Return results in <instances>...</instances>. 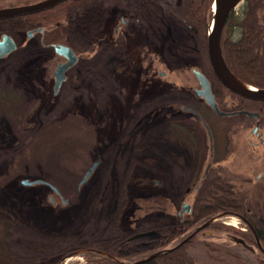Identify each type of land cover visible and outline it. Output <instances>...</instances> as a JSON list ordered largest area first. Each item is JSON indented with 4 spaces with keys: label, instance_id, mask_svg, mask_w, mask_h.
<instances>
[{
    "label": "rangeland",
    "instance_id": "1",
    "mask_svg": "<svg viewBox=\"0 0 264 264\" xmlns=\"http://www.w3.org/2000/svg\"><path fill=\"white\" fill-rule=\"evenodd\" d=\"M131 2H95L98 5L92 7L97 11H93L90 24L81 20L64 23L70 42L85 45L86 37L106 20L108 8L131 9ZM244 2L234 6L237 13ZM259 13H264V8ZM168 15L174 23L170 36L187 40V29L177 15L171 9ZM5 26L13 27L9 23ZM140 33L142 45L156 37L146 29ZM136 49L141 50L138 53ZM136 49L124 55L121 64L116 48L91 52L83 65L69 71L63 91L48 99L36 96L30 78L21 73L27 62L22 51L0 59V88L18 91L19 101L32 107L30 112L24 106L14 110L17 125L0 109V207L12 217L8 236L11 259L5 264H50L48 256L71 249L63 264H95L81 254L94 237L119 248L122 259L133 261L152 255L172 235V228L188 225L185 211L182 215L177 212L182 202L193 205L195 201L197 173L209 161V139L200 121L186 112L184 116L174 115L169 107L184 104L200 108L204 102L186 90L196 86L191 67L175 69L168 54L161 58L145 46ZM58 58L54 55L45 62L42 73L46 77ZM115 65L118 77L112 74ZM132 66L143 69L139 80L124 81L122 77ZM156 77L162 80L160 89L154 91L157 85L153 88L149 101L144 92ZM224 94L225 106L236 103V96L227 91ZM77 97L80 100H74ZM120 97H125L124 104ZM71 101L78 103L72 109ZM123 106L131 109L130 115L122 118L119 113L124 111L118 108ZM81 107L86 110L81 112ZM164 114L166 120L162 119ZM176 120L194 125L184 128L183 141L167 134V122ZM252 126L253 122L233 127L225 156L212 164L224 168V188L245 198L253 212L262 215L264 176L256 182L253 177L264 167V131L259 142ZM96 158L100 164L76 192L77 183ZM23 178L45 179L59 189L60 196L44 183L22 184ZM218 220L245 227L238 218L224 214ZM196 238L189 248L192 264H263L256 250L247 249L230 233L200 229Z\"/></svg>",
    "mask_w": 264,
    "mask_h": 264
},
{
    "label": "trees",
    "instance_id": "2",
    "mask_svg": "<svg viewBox=\"0 0 264 264\" xmlns=\"http://www.w3.org/2000/svg\"><path fill=\"white\" fill-rule=\"evenodd\" d=\"M111 1L104 0L105 3H111ZM118 1L120 0H116V2ZM136 1L138 0H132L131 2L132 10L126 9L122 11L116 8V18L118 14L132 11L140 12L139 19L141 26H143L146 31H150L156 35L153 41L148 43L147 51L151 49L150 53L161 58H164V56L168 54L171 60L170 62L176 65L175 69L183 70L189 67H197L209 76H213L207 56L208 22L211 14L210 5L212 0H173L170 4L166 2V5L163 3V0L160 4L158 2L159 0H155L156 4L154 0H141V2H143V9H138ZM244 1L239 13H237L234 8H231L227 15L221 35L222 54L228 68L235 76L248 84L264 89V13H259L261 9L263 10L264 3L262 0ZM0 4H3V2L0 1ZM94 4L97 3L93 1L87 3L81 0L73 2L70 5L60 3L46 11L27 13L26 16L29 17L31 21H38L43 25L60 22L72 16L75 21L81 20V22L84 23L89 18L92 19L95 16L93 11L96 12L97 10L95 7H92ZM134 5H136V7ZM168 9H171L173 13L177 15L178 20L187 29V40H183L184 42L181 39L170 36L172 24L174 23L173 20L169 18ZM132 17L137 18V16L134 15ZM111 20L112 19H108L106 23H109ZM106 27H108V24L97 28V33L91 36L92 40L87 49H83L81 46L76 45V48L83 56L87 51L92 52L95 44L99 42L98 39H101L103 43L109 41L112 32L107 31ZM236 30L237 33L235 34ZM52 33L53 36L60 39V41L64 40L63 25H57ZM138 46H142L139 34H129L125 46L122 49L120 62L123 60L124 55L126 56L132 53L131 50H135ZM139 50H137L138 53L140 52ZM33 56L34 52L29 58ZM120 62L119 64H121ZM142 72L143 69L141 66H132L131 71H128L127 74L124 72L126 75L122 78H124V81L129 77L131 80L134 77V79L137 80L138 75ZM112 74L117 76L116 65L112 70ZM120 74H122V71ZM151 80V85L153 87L156 85L159 87L162 82V80L157 77ZM215 81L219 86L217 87V91L219 98H221L226 91H229L219 80ZM232 94L236 96L234 93ZM238 98V105L235 108L245 107L258 109L259 107H264V101L251 100L243 97ZM74 100L77 101L80 99L77 97ZM217 100L221 110L226 111L229 109L221 104L220 99L217 98ZM73 104L76 106L78 103L71 101L69 105L71 109L74 107ZM23 106L26 110L25 107H27L28 104L20 102L15 91L0 88V109L13 119L14 125H17L18 117L15 111H19ZM206 110L209 111V115L206 113ZM198 112L207 122L211 132L213 145L212 162H218L225 156L229 133L235 125L242 124L246 126L253 122V118L245 114L217 115L205 103L198 109ZM192 117L197 119L194 116ZM189 122L190 121H171L168 136L183 141L184 128H186V126L187 128H189V126L194 128V125ZM178 123L182 124L183 135L179 134L181 127H178ZM261 123L264 124V118L261 119ZM223 171L224 168L221 164L212 166L206 176L199 180L200 182L197 187L198 192L195 201L191 209L185 212V220L188 222V225L183 228L179 226L172 228V235L163 240L164 244L162 243V245H159L152 253V256L126 261L121 258L122 254L119 253V248L112 247L109 242L101 240L98 237L92 238V241L81 250V254L88 260H92L95 264H192L189 248L197 242L196 235L201 229L204 232L213 230L232 234L239 242L244 244L246 248L251 251L256 250L260 257H263L262 263L264 264V228L248 215L243 205V200L238 196L232 195L224 188ZM226 211L241 217H247L259 238H257L255 236L256 233L250 229L243 231L219 221H210L200 229H197L198 226H201L212 216ZM11 223V215L0 207V264H5L11 259L8 246ZM190 227L191 229L188 232L183 233L184 230ZM71 252H73L72 249L63 251L60 254L48 256L46 259L47 263L63 264V258Z\"/></svg>",
    "mask_w": 264,
    "mask_h": 264
},
{
    "label": "flooded vegetation",
    "instance_id": "3",
    "mask_svg": "<svg viewBox=\"0 0 264 264\" xmlns=\"http://www.w3.org/2000/svg\"><path fill=\"white\" fill-rule=\"evenodd\" d=\"M0 1H2L3 4H4V5L0 4V8H3V7H13V6L31 4V3H34V2H37V1H40V0H0ZM76 1H78V0H64V1H61L60 3H66V5H70V4H72L73 2H76ZM81 1H86L87 3H90L91 1L99 2V3L101 2L100 4H104L105 3L104 0H81ZM105 1H110V0H105ZM60 3H58V4H60ZM137 4H138V9L139 8L143 9V2H141V0H138ZM56 5H54V6H56ZM130 6L132 7L131 3H130ZM134 6L136 7V5H134ZM48 9H50V8H48ZM46 10L47 9H44V10L38 11V12H43V11H46ZM121 10L122 11L126 10V8H122ZM33 13H37V12H33ZM106 13L109 14V15L106 17V20H104V19L102 20V24L99 25L98 27H101V26L103 27V25L108 24V27H106V29L109 32L111 31L112 35H111L109 41L106 42V43H103V42H101V39H98L99 42L95 44L94 49L92 50V52L93 51H100V50H103V49H106V48H112V49L116 48L118 50V52H119L118 54H116L117 61H118L120 56H121V54H122V49L125 46V43H126L128 35L132 34V33L141 34L140 32H142V30L145 31V29H144L143 26H141V22H140V19H139L140 12L132 11V12H129V13H122V14H118V17L116 18V7L112 6L111 8H108V10H106ZM133 15L137 16V18H133L132 17ZM127 17L129 18V20H127ZM87 18H89V17H87ZM89 19L86 20L85 22L84 21L83 22L87 23V24H90L92 22L93 18L90 19V20ZM108 19H112L110 21L111 23L110 22L106 23V21ZM72 21H75L73 16L69 17L68 19L61 20L60 22L48 23L46 25H43L41 22H38V21L33 22V21H31V19H29V17H27L26 14L15 16V17H8V18L0 19V39H1V37L4 34H8L14 40V42L16 44V47L11 52H14L15 50H20V51H22V53H24L25 57L24 56L23 57L26 58L25 61H27L26 62L27 64L25 63L23 65L24 68H23V71H21V73L24 76H27L28 78H30V80H28V81H30V83H31V88L34 90V94L36 96H38V97L48 99L50 97L54 98V97L58 96L63 91V89L66 87L65 83L69 82V80H68V79H70L69 71L72 68L76 67V65L77 66L83 65V63H85V60H87V57H88L86 55L91 53V52L87 51V53H85L84 56H83V54L76 48V45H79V46H81V48L87 49L88 46L90 45V41L92 40L91 36H89L88 38L86 37L85 45H81L79 43H71L70 42V40H69L70 32L67 30L68 26H66L64 23H66V22L71 23ZM6 23L12 24L13 27H11V28L6 27L5 26ZM57 25H63V32H64V38L63 39L64 40H62V41H60V39H58L57 37L53 36V33H52L55 30V27ZM9 26H11V25H9ZM97 28L93 30L94 31L93 34L97 33L96 32L98 30ZM49 33H51V34H49ZM55 44L69 45L73 49L75 54L77 55L76 61L70 67H68V69L65 71V77L60 82L58 87L56 86V78L54 76V71H55L57 65L60 62H65L66 61V58L63 55H61V54H59V53H57L55 51ZM142 46H145V49H147L148 44H144ZM11 52L3 55L2 57H0V59H2L3 57L8 56ZM33 52H34V56L32 58H29L30 57L29 54L30 53L32 54ZM54 55H57L59 58H58V60H57V62L55 64L51 74H49L48 77H46V75L44 73H42V71L45 72L46 67H47L45 62H47V60L52 58ZM210 68H211V66H210ZM200 71L209 80L210 88H211L212 93L214 94L216 102L218 103V100H217V98H218V99H220L221 104H223L225 106L226 105L225 104V94L221 98H219V94H218V91H217V87H219V86H218V84L215 81V80H218V79L215 77V75H214V73L212 71V68H211V72H212L214 77L213 76L211 77V75L209 76L208 74L204 73L202 70H200ZM120 76H123V75H120ZM116 77H118V76H116ZM128 79H131V78L129 77ZM212 79H215V80H212ZM138 80H139V78H138ZM195 80H196V86L193 87L192 89H190V87H189L186 90L188 92H190L193 96L197 97L199 100L204 102L206 105H208L205 102L204 98L202 96H199L196 93V91L198 89H200L201 87L198 84V81H197L196 77H195ZM164 84L166 85L164 87H166V88L170 87V85H168V83H164ZM153 88L154 87L151 85V88H149V90H146L144 92V94L146 95L145 96L146 99L150 97L149 101L152 100V95L150 96V94L153 93ZM3 89H8V90H11V91H15L17 93V95L20 97L19 92L16 91V90L5 88V87ZM157 89H160V87H157L154 91H156ZM161 90H163L162 87H161ZM161 90H160V93H161ZM25 93H27V92H25ZM160 93H157V94H160ZM229 93L232 94V92H230V91H229ZM235 95H236V99H237L236 103L231 105V106H225L226 108H229V109L226 110V112H228L227 115L244 114V113H236V112H238L240 110H243V109L257 111L258 112V116L251 117V118H253V126H252V129H251V132L255 135V137H257L259 142H262L263 141L262 135H263V131H264V124L261 123V119L264 118V107H259L258 109H250V108H245V107L235 108L238 105V101H239L238 97H241V96H239L237 94H235ZM120 98L121 99H118V100L120 101L121 104H124L125 101H126L125 97L123 99H122V97H120ZM147 102H148V100L145 101V102H140L139 104L141 106L143 103H147ZM84 104H85V102H84ZM134 105H137V104H134ZM177 105H179V103H177ZM25 108L29 112L32 109V107H30V106H27ZM129 108L131 109V107L127 108V107H124V106L118 108V110L124 111L122 113H119V116H121V117L122 116H129L130 115V111H129L130 109ZM232 108H235V109H232ZM81 109H82L81 111H83V109L86 110V107L85 108L82 107ZM198 109L199 108H190L188 106H185L184 104H181L180 108H175L174 106L169 107V112L172 113V114L174 113V115H177V116H179V115H183L184 116L185 112H186L190 116L196 117L195 113L192 110L198 112ZM117 115H118V113H116V116ZM148 117H150V116L148 115ZM162 119L166 120L167 119V114H164V117ZM179 121H183V120H179ZM199 121L203 125L202 121H205V120L201 116V119H199ZM167 123H168V126H169L170 122H167ZM181 125L182 124L178 123V127H181ZM238 125L241 126L242 124H237L235 126H238ZM113 131H114V129H113ZM110 132H111V128L109 129V133ZM179 132L178 133L180 135H183V128L182 127H181V131H179ZM168 133L169 132L167 131V134ZM253 146H254V144H253ZM212 148H213V145H212V140H211V141H209V148H208L209 161L207 162V164L203 168L199 169V171L197 173V176H198L197 178H199V180L202 179L203 177H205L207 172L213 166L212 159H211L212 158ZM95 160H98V163H97V166H98L101 161L98 158H96ZM97 166H96V168H97ZM96 168H95V170H96ZM93 172L91 173V175L93 174ZM91 175L88 177V179L84 183L88 182V180L91 177ZM263 176H264V167L261 170H259L258 173L253 177V181L255 180V182H256V181L260 180L261 178H263ZM154 182L157 185L160 184L159 181H154ZM83 184H82V186H83ZM197 187L198 186H196V188ZM49 188H51V187L49 186ZM75 191H76V187H75ZM56 194L58 196H60V193H56ZM235 196H237V195H235ZM238 197L241 198V199L243 198V197H240L239 195H238ZM50 200L52 201V203H55V200L53 199V197H50ZM242 200H243V205H244L245 210L248 213V215L250 217H252L260 226H262L264 228V208H262V215H260L259 212H257V213L253 212L252 208L245 201L246 200L245 198L242 199ZM178 215H182V213L178 214ZM241 222L245 226L241 230L247 231L248 229H250L254 233H256L254 228H253V226H252V224L250 223V221L248 220L247 217L242 216L241 217ZM255 236L257 238H259L257 233H256ZM260 259L263 260V257H260Z\"/></svg>",
    "mask_w": 264,
    "mask_h": 264
},
{
    "label": "water",
    "instance_id": "4",
    "mask_svg": "<svg viewBox=\"0 0 264 264\" xmlns=\"http://www.w3.org/2000/svg\"><path fill=\"white\" fill-rule=\"evenodd\" d=\"M61 1H64V0H40V1L31 3V4H26V5L3 7V8H0V19L42 11L44 9L53 7L54 5L60 3ZM234 6L235 5L229 4L228 0H212L211 2V5H210L211 14H210L209 22H208V42H207L208 60H209L210 66L212 68V71L215 77L230 92L237 94L241 97L247 98V99L264 101V89L248 84L242 81L241 79H239L237 76H235L234 73L228 68L224 60L223 54H222V47H221L222 30L226 22L227 15L230 9L233 8ZM15 47H16V44L14 40L8 34H4L0 39V57L13 51ZM55 51L63 55L66 58V61L60 62L54 71V76L56 78V86L58 87L60 82L65 77V71L68 69V67H70L76 61L77 55L75 54V52L69 45H65V44H55ZM222 65L234 77H236L238 80L247 84L253 89H244L236 85L223 72ZM192 73L196 77L198 84L201 87L200 89L196 91V93L199 96H202L204 98L205 102L211 107L214 113L220 116L227 115L228 112L223 111L219 108L215 100L214 94L211 91L210 83L207 77L200 70L196 68L192 69ZM192 111L195 113L197 118L201 119V116L198 112L194 110ZM236 113H244L249 117L258 116L257 111L246 110V109L240 110ZM202 122L205 128L207 129L209 141H211L212 138H211V133L208 128V125L205 121H202ZM97 163H98V160H94L92 164L85 170L83 176L78 182V185L76 187L77 190H78L79 185L84 183L86 179L89 177V175L91 174V172L95 169ZM39 182L48 184L54 189L55 192H59L58 188L55 185L51 184L50 182L44 179H34V180H29L26 178L21 179L22 184H31V183H39ZM190 208H191L190 203L183 202L178 213L181 214L184 211H189ZM208 222L209 221H206L201 226H198L197 229H200L203 225H205Z\"/></svg>",
    "mask_w": 264,
    "mask_h": 264
},
{
    "label": "bare ground",
    "instance_id": "5",
    "mask_svg": "<svg viewBox=\"0 0 264 264\" xmlns=\"http://www.w3.org/2000/svg\"><path fill=\"white\" fill-rule=\"evenodd\" d=\"M228 2H229V4L237 5L240 2V0H228ZM222 70L228 76V78H230V80H232L236 85H238L244 89H253L250 86H248L247 84L238 80L236 77H234L223 65H222Z\"/></svg>",
    "mask_w": 264,
    "mask_h": 264
},
{
    "label": "built area",
    "instance_id": "6",
    "mask_svg": "<svg viewBox=\"0 0 264 264\" xmlns=\"http://www.w3.org/2000/svg\"><path fill=\"white\" fill-rule=\"evenodd\" d=\"M224 217H225V216H224ZM226 217H232V218H233V216H229V215H226ZM224 222H226V223H231V224H234V225H237L236 222H231V221H224Z\"/></svg>",
    "mask_w": 264,
    "mask_h": 264
}]
</instances>
